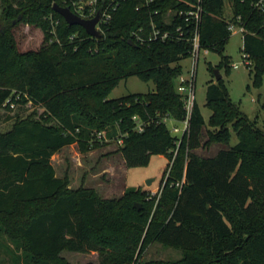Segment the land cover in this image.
<instances>
[{
  "label": "trees",
  "instance_id": "16d2710c",
  "mask_svg": "<svg viewBox=\"0 0 264 264\" xmlns=\"http://www.w3.org/2000/svg\"><path fill=\"white\" fill-rule=\"evenodd\" d=\"M73 1L0 0V110L28 102L43 108L17 115L9 129L0 130V235L15 244L12 259L71 264L63 250L97 251L99 264H140L146 249L158 242L181 257L145 264H264V117L260 123L258 116L245 114L222 77L208 84V122L195 101L188 130L174 135L166 120L186 117L185 96L175 81L192 42L188 34L146 43L134 37L140 28L151 30L152 18L162 19L154 10L189 4L117 0L112 19L95 37L54 10L55 3L73 10ZM258 1L233 0L232 19L240 15L245 25L243 54L251 62L253 84L260 87L264 0L261 6ZM110 3L99 0L98 9ZM223 6L224 0H203L200 43L218 52V66L229 69L224 52L232 32ZM51 17L58 20L55 30ZM20 22L42 30L39 49H18L12 29ZM177 25L184 21L175 16L164 27ZM131 75L153 81L155 90L109 98ZM134 116L149 121L144 131L135 130ZM206 124L204 144L228 145L231 128L238 142L214 155L199 154ZM99 132L105 138H98ZM121 136L117 151L127 167L147 165L153 154L168 158L158 194L130 186L118 198H104L92 187L71 188L67 177L56 174L52 156L61 148L77 143L87 151Z\"/></svg>",
  "mask_w": 264,
  "mask_h": 264
},
{
  "label": "rangeland",
  "instance_id": "374dc122",
  "mask_svg": "<svg viewBox=\"0 0 264 264\" xmlns=\"http://www.w3.org/2000/svg\"><path fill=\"white\" fill-rule=\"evenodd\" d=\"M233 0H224L223 17L226 20L232 19ZM2 4L0 2V17L2 15ZM17 46L20 51L37 50L43 44L44 35L42 30L29 23L20 22L13 29ZM244 33L240 30L232 31L230 39L225 47V54L229 56V69L223 64L218 66L222 57L218 52L201 48L196 64V76L194 80L195 101L201 109L206 123L211 115V109L206 105L207 88L212 79H216L215 69H219L229 87L231 99L238 103L240 109L251 119L259 117L261 123L264 117L262 104L264 103V80L260 87L253 84V73L246 63L243 54ZM183 67V76L191 77L193 69V56L180 60ZM237 64L238 67H235ZM176 86H179L180 77L176 79ZM153 81H144L137 75H131L122 79L113 88L109 98H118L128 94L147 93L155 90ZM36 111L38 114L43 111L42 107L34 106L31 102L16 104L12 110H0V130L9 129L17 115H27ZM166 123L172 133L178 137L182 136L183 122L167 119ZM177 126L181 130L173 131ZM207 124L204 126L202 145L196 150L199 154L214 155L220 148L234 146L238 142L236 132L231 128L229 144L213 142L204 144L207 140ZM118 144L114 140H107L104 145L81 151L78 144L67 145L55 154L52 162L58 175L69 179L71 188L92 187L104 198H118L127 187H140L154 196L161 189L163 171L169 160L163 154H153L147 165L127 167L121 153L117 151ZM151 179L149 183L147 181ZM9 248V249H8ZM15 244L5 234L0 235V264H24L22 258L15 262L12 259L11 251ZM61 255L71 264H99L98 252H76L63 250ZM181 252L171 247H165L158 242L151 244L142 254L140 264L149 261H170L178 260ZM149 264V263H148ZM157 264V263H155Z\"/></svg>",
  "mask_w": 264,
  "mask_h": 264
},
{
  "label": "built area",
  "instance_id": "2783aa9c",
  "mask_svg": "<svg viewBox=\"0 0 264 264\" xmlns=\"http://www.w3.org/2000/svg\"><path fill=\"white\" fill-rule=\"evenodd\" d=\"M112 3L105 6L102 9H98L99 0H76L72 2L73 11L84 18H92L97 12H100V19L97 25V28L102 31L103 24H107L112 19V12L116 8L115 2L117 0H111ZM157 0H144L143 6H149ZM190 7L187 8H168L167 10L161 12L160 9L154 10V16L162 14V19L159 21L156 18H152L151 20V30L148 32H144L143 28L134 31V37L137 42L146 43L152 40H168V39H182L187 34V38L192 42V53L193 56V69L191 73V77L187 78L183 75L180 76V84L178 86V90L185 96L186 110L187 114L183 122L182 135L189 127V119L191 117L194 103H195V89H194V80L196 76V64L199 56V52L201 49L200 43V23L202 19L203 13V0H196L194 3H191L189 0H182ZM263 0L255 3L256 6H261ZM139 8V6L137 7ZM176 17H181L184 21V25H177L173 30L170 28L164 27V25H171L173 23V19ZM51 21L53 24V30H55V24L58 20H54L51 17ZM228 21V29L232 32L235 30H240L241 32L245 31V25L241 19V16H236L234 19L227 20ZM245 61L248 65L251 64L250 60L245 58ZM235 67H238L237 64H234ZM16 104H11L13 108ZM134 120L136 122L135 130L138 132L144 131L145 127L149 123V121L142 120L138 116H134ZM181 129L177 126L173 128V131L178 132ZM98 138H105V132H99L97 134ZM118 145L123 144V137H118L116 139Z\"/></svg>",
  "mask_w": 264,
  "mask_h": 264
},
{
  "label": "water",
  "instance_id": "95a60500",
  "mask_svg": "<svg viewBox=\"0 0 264 264\" xmlns=\"http://www.w3.org/2000/svg\"><path fill=\"white\" fill-rule=\"evenodd\" d=\"M54 10L61 14L69 24H78L85 28L88 34L95 37H100L102 31L97 28L100 19V12L92 18H84L79 14L75 13L70 6H63L58 3L54 4ZM129 44L137 46L136 42L132 39H128ZM216 80L222 78V74L219 72V69H215ZM151 179L147 181L149 183ZM135 206H138L135 203Z\"/></svg>",
  "mask_w": 264,
  "mask_h": 264
},
{
  "label": "crops",
  "instance_id": "0c3cea01",
  "mask_svg": "<svg viewBox=\"0 0 264 264\" xmlns=\"http://www.w3.org/2000/svg\"><path fill=\"white\" fill-rule=\"evenodd\" d=\"M52 159H53V156H52ZM53 163V162H52ZM56 174H57V172H56ZM58 175V174H57ZM58 176H60V175H58ZM60 177H62V176H60ZM77 188V187H76ZM70 251V250H69ZM77 252V251H76ZM93 252H96V251H93Z\"/></svg>",
  "mask_w": 264,
  "mask_h": 264
}]
</instances>
